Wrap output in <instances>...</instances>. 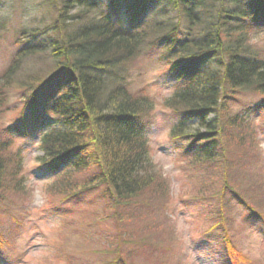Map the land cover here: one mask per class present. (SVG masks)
Wrapping results in <instances>:
<instances>
[{
  "label": "trees",
  "instance_id": "1",
  "mask_svg": "<svg viewBox=\"0 0 264 264\" xmlns=\"http://www.w3.org/2000/svg\"><path fill=\"white\" fill-rule=\"evenodd\" d=\"M49 3L56 13L51 27L17 33L0 67V116L20 114L14 125L0 127V209L26 190L25 156L14 140L48 130L38 159L56 174L48 196L77 204L99 191L119 226L111 247L97 253L115 257L107 264H122L120 238L127 242L133 226H144L157 242L173 241L171 227L160 220L171 185L152 160L144 124L154 101L145 90H130V65L146 47L166 50L176 84L164 107L181 116L170 138L182 144L191 173L219 172L227 150L244 155L260 136L252 114L264 109V49L255 44L264 31V0H139L128 28L99 13L93 0ZM37 61L42 66L35 67ZM245 93L259 95L263 105L234 114L232 104ZM16 97L21 107L12 109ZM249 170L228 171L220 188L202 189L195 201L204 205L209 232L238 257L232 264L247 257L232 233L229 204L236 201L251 221L264 224L263 203L247 194L257 196L255 186L246 189Z\"/></svg>",
  "mask_w": 264,
  "mask_h": 264
},
{
  "label": "rangeland",
  "instance_id": "2",
  "mask_svg": "<svg viewBox=\"0 0 264 264\" xmlns=\"http://www.w3.org/2000/svg\"><path fill=\"white\" fill-rule=\"evenodd\" d=\"M93 1L99 13L128 28L134 4L139 0H117L116 5L113 0ZM55 15L49 0H0V67L7 65L21 30L43 33L53 24ZM255 38L258 48L264 49V31ZM168 62L166 50L160 45L146 47L130 65L127 85L132 92L145 90L154 101L153 111L144 124L152 160L171 185V199L162 210L160 220L171 227L173 241L172 244L157 242L144 226H133L125 234L127 242L120 238L117 254L122 258V264H232L238 257L235 254L230 257L220 237L209 232L210 224L204 222L202 216L204 205L195 201L202 189L217 186V190L224 184L228 171L240 170L247 165L250 170L243 176L247 180L250 175L252 178L246 189L255 186L257 196L252 192L247 194L254 197L256 204L263 203L261 213L264 215V109L258 108L252 114L260 136L244 155L227 150L224 161L216 170L219 172L191 173L184 150L180 148L182 144H176L170 138L181 116L164 107L176 84ZM35 65L42 66L41 61L34 62ZM260 105H263L262 97L245 93L232 104V112L246 114L249 109L255 112ZM20 107V99L13 98L11 108ZM19 118V111H10L0 116V127L14 125ZM47 131L35 129L28 136L14 140L15 149L23 150L25 156L26 190L24 196L14 195L0 209L3 233L0 264H107L115 257L97 252L111 247L119 223L115 218H108L109 211L104 210L105 203L99 198V191L87 195L77 204L67 203L60 197L50 199L47 190L56 174L38 161L43 156L41 138ZM251 149L255 154L248 151ZM229 206L228 214L234 221L232 233L239 252L247 257L241 264H264V224L251 221L248 212L236 201Z\"/></svg>",
  "mask_w": 264,
  "mask_h": 264
}]
</instances>
